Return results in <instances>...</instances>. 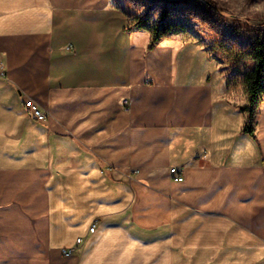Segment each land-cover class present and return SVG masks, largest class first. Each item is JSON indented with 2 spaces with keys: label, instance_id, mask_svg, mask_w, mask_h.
I'll return each instance as SVG.
<instances>
[{
  "label": "crops",
  "instance_id": "1",
  "mask_svg": "<svg viewBox=\"0 0 264 264\" xmlns=\"http://www.w3.org/2000/svg\"><path fill=\"white\" fill-rule=\"evenodd\" d=\"M151 42L113 0H0V264H264V102L256 141L200 45Z\"/></svg>",
  "mask_w": 264,
  "mask_h": 264
},
{
  "label": "trees",
  "instance_id": "2",
  "mask_svg": "<svg viewBox=\"0 0 264 264\" xmlns=\"http://www.w3.org/2000/svg\"><path fill=\"white\" fill-rule=\"evenodd\" d=\"M196 1L204 6V8H200L203 13L209 17L213 16L211 19L205 18L211 31L219 33L218 36L221 40L217 39L213 42L212 52L214 55H208L211 60L217 62L219 70L226 80L228 101L245 114L246 121L242 133L249 134L258 141L256 116L257 110L262 107L264 102V22L254 24L242 16L230 14L208 0ZM165 11L164 13H166ZM228 19L234 21L236 26L233 27ZM162 24L148 29L152 32L150 50L154 49L162 40L169 39L167 36L169 27L167 24ZM227 29H232L231 33L235 35L232 40L234 41L233 46L226 43V36L223 33L227 32ZM245 33L250 35V42L244 47L238 41L239 37ZM206 52L208 53V51ZM239 85L246 89L248 95L245 106L235 103Z\"/></svg>",
  "mask_w": 264,
  "mask_h": 264
},
{
  "label": "rangeland",
  "instance_id": "3",
  "mask_svg": "<svg viewBox=\"0 0 264 264\" xmlns=\"http://www.w3.org/2000/svg\"><path fill=\"white\" fill-rule=\"evenodd\" d=\"M208 1L230 14L242 16L254 24L264 22V0ZM113 2L130 18V28L133 32L143 31L151 34L152 32L148 29L164 23L169 27L167 34L169 39L200 45L211 56L214 55L212 52L214 40H221L218 36L219 33L211 31L205 22V18L211 19L213 16L209 17L203 13L200 8H204V6L196 0H113ZM228 21L233 27L236 26L234 21L230 19ZM227 30L223 33L226 36V43L233 46L234 41L232 40L235 35L231 33L232 29ZM249 38V34H242L238 42L243 46L248 45ZM236 96V104L240 106L247 104L248 95L243 86H238ZM260 112L261 108L257 110V120Z\"/></svg>",
  "mask_w": 264,
  "mask_h": 264
},
{
  "label": "built area",
  "instance_id": "4",
  "mask_svg": "<svg viewBox=\"0 0 264 264\" xmlns=\"http://www.w3.org/2000/svg\"><path fill=\"white\" fill-rule=\"evenodd\" d=\"M123 106L126 110H129L130 109V101L124 100ZM24 107L27 110V112L29 113V115L34 120H36L38 122H46L47 121L48 116H49L48 112L45 111L41 107V105L39 103H37L34 99H32V98L27 99L26 102L24 103ZM170 174H171V176L175 182L181 183L184 181V176L178 168L172 167L170 169ZM96 226H97V222L94 221L92 223V226L89 229V234L95 233ZM83 243H84V238H78L77 242H76V246L74 248H68V249L62 250L63 256H65L67 258L73 256L76 248L81 246Z\"/></svg>",
  "mask_w": 264,
  "mask_h": 264
}]
</instances>
